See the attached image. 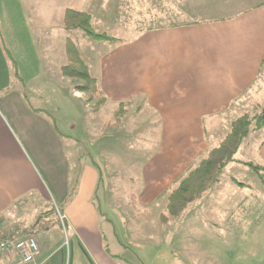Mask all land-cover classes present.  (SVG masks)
Segmentation results:
<instances>
[{"label":"crops","instance_id":"0c3cea01","mask_svg":"<svg viewBox=\"0 0 264 264\" xmlns=\"http://www.w3.org/2000/svg\"><path fill=\"white\" fill-rule=\"evenodd\" d=\"M95 1L80 0L83 9L62 7V17L56 21L64 29L66 8L92 12ZM3 3L0 0V76L4 75L2 69L6 65L11 66L8 53L16 55L27 46L33 55L31 64L38 63L36 75L27 80L43 82L45 74L55 83L67 81L60 66L41 57L47 52L40 50V41L34 37L33 31L37 30L30 29L35 24L46 28V18L23 16L28 29L22 30L25 42L18 32L19 5L16 3L17 11L6 20ZM148 3L155 9L154 13L149 10L148 20L156 24L143 26L131 40L93 39L96 42L92 44L88 37L87 44L96 48L98 54L85 59L108 98L106 107L112 108L113 113L124 103L129 109L127 116L141 117L142 123L149 117L157 119L156 139H141L143 142L139 143L143 159L134 192L144 212H149L157 200L167 199L169 191L187 172L219 145L229 132L233 117L238 115L236 112L242 110L244 114L249 112L244 110L264 107V0H148ZM195 13L203 16L196 19ZM179 20L183 23H175ZM5 21L8 31L3 30ZM17 56L15 60L21 66ZM72 93L73 100L82 102L81 94ZM27 94L25 88L9 93L0 91V228L9 226L24 211L29 203L27 198L36 197L35 206L41 198L48 207L40 209V214L34 217L26 237L15 239L38 238L39 264H66V259L67 264H151L144 255L127 252L129 248L117 237V232L112 230V235L126 249L122 256L120 248L111 249L117 241L110 242L105 237L103 229L117 230L118 220L124 227L122 236L129 237L130 242L137 243L150 231L148 224L139 222L136 216L133 222L126 221L124 216L129 210L106 199L111 192L104 189L99 197L101 176L95 170V152L89 162L94 167H84L82 143L68 135L74 128L83 136L85 127L69 124L65 130L60 129L52 111L46 105L32 104ZM246 163L264 166V129L249 134L215 188L205 195L202 207L209 215L204 223L225 246L226 237H230L227 230L235 227V264H264V173L261 180ZM229 185L237 194L235 207L212 202L216 195L223 199L224 189ZM115 196H120L117 191ZM54 205L67 216V236L58 224L44 220ZM217 211L221 214L217 217L219 221L212 220L210 213ZM157 229L154 230L158 234L163 232L160 226ZM240 230H246L244 237ZM125 255L131 257L126 259ZM200 259L202 256L197 255L194 261L218 264L213 255L205 256V261ZM0 264H21V261L11 253L1 257Z\"/></svg>","mask_w":264,"mask_h":264},{"label":"rangeland","instance_id":"374dc122","mask_svg":"<svg viewBox=\"0 0 264 264\" xmlns=\"http://www.w3.org/2000/svg\"><path fill=\"white\" fill-rule=\"evenodd\" d=\"M16 3L19 5L18 20L20 23L18 32L21 34V39L25 42L26 38L22 36V30H26L27 27L23 22V16L29 19H34L37 16L46 18V24H48L46 28L41 29V26L35 24L36 27L30 29L31 31L33 29L37 30L33 31L34 37L40 41V50H46L47 52L41 54L39 51V53L42 58L47 59V61L50 60L49 64L60 66L61 68L65 63L66 53H64V41L67 37L72 38L77 43L78 47L82 50L84 60L88 59V57L95 58L96 54H98L96 48H91L89 44H87L89 41L86 39L88 38L86 34L80 30L66 31L60 26L59 22L56 21V18L62 17L63 12L60 10L62 7L70 6L83 9L84 6H81L80 0H4L2 8L3 13L6 14V20L7 16L11 17L12 15L10 14H15L17 11ZM93 8L94 10H92V12H88L92 16L93 29L97 33H106L121 41L134 39L135 36L140 33V28L149 24H156V21H151L152 19L150 21L148 20L150 16L149 10H153V13L155 11L154 6L151 7L148 0H96ZM194 16L197 19L203 15L195 13ZM189 18L191 17H187V19ZM12 22L14 24L13 20ZM175 23H183V21L179 20V22L176 21ZM3 30L8 31L6 21L3 23ZM32 39L33 38L30 37V40ZM89 40H93V38H89ZM93 42L92 44H95L96 41L93 40ZM44 44L50 45L49 48L44 47ZM100 45L104 48L108 46V44ZM102 50L103 49L99 47V53H102ZM61 51H63V55L60 56ZM50 52H53V54H48ZM8 54L11 60V66L6 65L5 69H2L4 75L0 76V91L9 93L17 89L25 88L28 91L27 95L30 97L32 104L39 105L40 103L46 105L48 107L47 109L52 111L60 129L62 128L65 130V127L69 124L73 126L77 125L78 128L84 126L85 132L83 136L78 134L74 128L69 130L68 135L80 140L82 143L84 167L88 165L92 167L89 162L93 159V151L95 152V160L97 162L95 170L101 176L98 186L99 197L101 198L103 190L106 189V192H111V194L106 196V199H112V202L116 205H123L129 210L124 216L126 221L133 222L136 216L139 222L148 224V231H150V234L142 236V238L137 241L138 244L134 243V241L130 242L131 239L127 236L124 238V234L122 236L121 233L124 231V227L123 224H120L119 220L116 224L117 230L110 229V231H106L104 228L105 237L108 238L110 242L117 241V244L113 243L111 245L113 251L116 249L114 247L120 248L122 256V253L126 249L118 245V239L112 235V230L114 233L117 232V237L120 240L122 239L125 241L126 246L129 248V251L126 250L127 252L133 253V255L136 253L142 254L151 264H193L197 255L202 256L203 259H200L201 261L204 260L205 256L209 258L213 255L214 260H218V264H220V259L223 260V264H235V232L237 230L235 227H230L227 230L230 237L229 239L226 237V247L225 244L221 242V238L213 234V230L211 231L209 226L204 223L206 215H209L202 207L205 196L190 205L186 212L180 217L170 218L166 225L161 224L160 216L166 213L167 199H163V202L162 199L157 200V202L150 207L149 212H144L141 209L138 198L134 192L137 188L136 184L138 182L143 159L142 156L140 157V153L143 149L140 150L139 143L143 142L141 139H147L149 141L156 139L157 132L154 131L157 121L156 117H149L147 118V122L143 121L144 123H142L141 117L126 115L119 124L111 126V124L115 122L113 109L106 107L97 114L91 113L90 108L93 104L90 101L89 95L76 90L78 85L83 84L82 80L67 78L65 82L56 81L55 83L52 80H48L45 74L42 78L43 82L38 79L27 80V78L35 76L37 72V68H35V65L38 64L37 61L31 64L33 58L31 51L25 46L16 54L18 55V59H20L19 63L21 66H19L15 60V53L12 54V52H9ZM35 55L39 56L37 54H34V56ZM41 62L43 63V59ZM22 67H24V69ZM72 91L81 94L80 97L82 102L81 100L72 99ZM244 111H249L254 116L256 113L259 114L264 111V107L260 106L258 110L255 107L254 109L250 108ZM235 115V117H233L234 120L239 118L240 115H243L242 110L236 112ZM110 122L111 124L109 125ZM151 125L153 127H151ZM255 174L260 176V174ZM214 188L215 187H213V189ZM227 188L225 187L224 189L226 195L223 196V199H218L219 195H216L212 197L211 200L217 203L218 206L225 204L227 207H235L238 199L237 194L234 193L233 188H230V185L227 186ZM115 191L119 193V197L115 196ZM26 200L29 203L24 207V211L16 215L15 219H12V221L8 223L9 226L0 228V238L8 237L9 240H11L12 238H16L15 235L18 237H26L30 225L34 222V217L40 214V209L45 210L48 207V204H45L41 198H39L37 206H35L37 203L36 197H33L32 200L29 198ZM133 203H136V208L133 207ZM22 204L23 203H21V205ZM234 210L235 209H233V211ZM57 211L56 205H54L53 208L51 206V212L49 215H44V220L46 219L52 223V225L58 224V226L61 227ZM62 214L66 215L64 213ZM7 215L10 216L9 214ZM225 215L226 214H224V216ZM210 216L212 220L216 221L217 217L220 218L221 214L220 211H217L210 213ZM5 217L7 218V216ZM158 226L163 230V232L159 234L155 231L158 230ZM11 228L15 230L13 233L10 231ZM245 232L246 230H240L239 234H242L244 237ZM13 234L14 236H11ZM218 235L220 236V234ZM29 237L30 236L27 238ZM31 237L38 242L36 236ZM112 237L115 239H112ZM65 251H67V248ZM221 251L223 252L221 253ZM130 257L125 255L126 259ZM196 261L199 262V260ZM196 261H194V264H198Z\"/></svg>","mask_w":264,"mask_h":264},{"label":"trees","instance_id":"16d2710c","mask_svg":"<svg viewBox=\"0 0 264 264\" xmlns=\"http://www.w3.org/2000/svg\"><path fill=\"white\" fill-rule=\"evenodd\" d=\"M63 27L66 31L80 30L86 34V36L94 40H117L106 33H97L93 29L92 16L88 12L73 8H67L64 11ZM65 53L66 61L60 68L61 75L66 78L82 80L83 84L78 85L76 90L89 95L90 101L93 104L90 108V112L94 114L99 113L106 108L108 98L103 92L98 79L92 76L77 43L70 37H67L65 40ZM259 107L260 106H256L257 110ZM127 113V105L124 103L120 104L113 113L115 122L112 124L110 122L109 125L116 126ZM260 129H264V111L259 114L256 113L254 116L250 112H247L235 119L231 124L229 132L219 145L210 149L198 163L187 172L178 184L169 191L166 213L160 216L161 224L166 225L170 218L180 217L186 212L190 205L202 199L214 185L218 183L220 176L228 165L235 160V156L249 134L253 130ZM246 165L255 173L260 174L262 178L264 166L254 165L252 163H246ZM133 207H137L136 203H133ZM11 236H14V234ZM15 239L16 238H12L9 240L8 237L0 238V240L6 241L21 240ZM15 254L18 256L17 253Z\"/></svg>","mask_w":264,"mask_h":264},{"label":"built area","instance_id":"2783aa9c","mask_svg":"<svg viewBox=\"0 0 264 264\" xmlns=\"http://www.w3.org/2000/svg\"><path fill=\"white\" fill-rule=\"evenodd\" d=\"M57 210L63 232L67 236V216L63 215L58 208ZM11 253L18 254L21 264H38L41 249L38 242L32 237L21 239L16 242L0 240V258Z\"/></svg>","mask_w":264,"mask_h":264}]
</instances>
